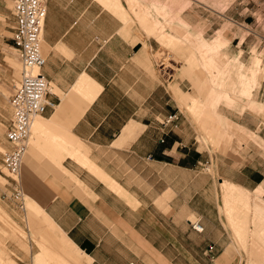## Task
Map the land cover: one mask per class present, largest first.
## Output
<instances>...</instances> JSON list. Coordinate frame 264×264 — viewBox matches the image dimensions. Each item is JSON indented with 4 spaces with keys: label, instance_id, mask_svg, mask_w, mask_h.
I'll return each instance as SVG.
<instances>
[{
    "label": "crops",
    "instance_id": "0c3cea01",
    "mask_svg": "<svg viewBox=\"0 0 264 264\" xmlns=\"http://www.w3.org/2000/svg\"><path fill=\"white\" fill-rule=\"evenodd\" d=\"M156 1L162 8L134 9L141 23L128 32L129 6L139 0H49L41 72L57 107L44 116L49 141L31 148L36 166L26 165L20 187L85 256L81 264H239L229 251L225 207L233 211L231 223L246 251L249 208L264 240V76L258 91L249 92L255 58L264 69V26L253 15L242 19L228 10L216 24L195 27L192 12L184 15L188 33L210 41L187 51L185 73L209 80L215 91L231 65L239 70L218 90L228 101L218 104L222 122L209 126L203 114L209 110L196 111V120L207 124L204 139L219 145L215 153L209 146L200 150L189 114L199 104L193 97L206 91L182 74L161 73L156 61L161 46L187 48L167 27L166 14L157 12L178 14L181 1ZM145 24L150 34L142 32ZM221 39L224 71L217 64ZM176 114L178 120L166 125ZM223 197L232 200L224 204ZM239 209L247 213L237 215ZM194 219L203 233L193 230ZM259 248L252 261L264 256Z\"/></svg>",
    "mask_w": 264,
    "mask_h": 264
},
{
    "label": "rangeland",
    "instance_id": "374dc122",
    "mask_svg": "<svg viewBox=\"0 0 264 264\" xmlns=\"http://www.w3.org/2000/svg\"><path fill=\"white\" fill-rule=\"evenodd\" d=\"M180 1L181 2L178 5V14L175 15H170L168 14L169 12L165 10L157 11L155 9L157 12L166 14L165 19L168 20V23L166 24L167 27L171 29L169 30L174 33V36L181 38V47H187L186 50L177 51L174 46H161L162 50L160 54H157L156 56L158 70L163 74L168 73L169 71H171V73L176 76L178 74H182V78L186 77L192 82L194 89L199 88L206 91V95L203 98L193 97L197 99L196 101H198L199 104L191 108L192 111L189 116L196 132V138L199 142L200 150L209 146L212 147L213 153H215L218 150L219 145H215L211 143L210 140L204 139L206 137L203 135L201 127L204 129V126L207 127L208 123H210L209 126H212V123H215L213 124L215 126L218 124V122L223 121L224 118L222 117V114H218L217 108L218 104L225 103L228 105V101L227 98L217 96L218 90L222 92L224 88H227L228 79L232 78V74L235 72V70L237 73L239 70L230 64V75L227 73L219 77V81L222 83V86H220L215 91L209 89V86H207L209 80L205 79L204 81H201L199 78L197 81L193 75L185 73V71L188 69V62L186 60V57L188 56L187 51L200 48L210 41H206L202 38L203 33H188L190 23L188 24V22L185 21L186 19L184 15L192 12V22L195 27L197 25L201 26V24H216L218 20L220 21L218 16H221L228 10L227 14H235L237 16H241L242 19L253 15L257 19L258 24L264 26V0ZM143 4L144 7L148 4H155L156 7L158 6L157 8H162L160 3H158L156 0H139L137 7H131L128 5L133 18L130 16L126 22L122 20L124 23L131 25V28L128 32H132V30L136 28L137 24L140 25L141 22L139 16L134 13V9L137 8L140 12L146 10L147 8H143ZM12 6L13 0H0V217L2 218H0V264H35V257H37L39 253L42 254L40 255L42 261L39 262L41 264H81L86 260L84 258L85 256L81 254L76 246L75 250L70 246L68 243V238L64 234H60V230L54 223L48 221L49 219L46 217L45 213H38L35 211L33 215L37 214V216H32L30 205H33L34 203H32L26 196L21 202L15 200V183L13 182V177L3 166L2 153L8 148L5 134L7 128L11 124L12 119L10 98L14 92L15 86L21 79V65L17 56V52L13 49L12 42V28L14 26L11 13ZM208 16L209 21L204 22ZM158 17L162 18L160 15ZM183 20L185 22H182ZM202 21L204 23H202ZM224 23L226 24L225 26L230 24L226 20ZM194 30L196 29L194 28ZM224 45L225 43L221 39L218 47L217 57V64L220 71H224L223 66H225L220 64V52ZM262 56L264 57V52L262 53ZM260 64V59L255 58L253 69L257 73L256 76L252 77L249 81L250 94L253 91H258L260 87L258 78L259 76H264V69H260ZM240 68L241 72H245L243 66ZM228 75L230 77H228ZM223 81L225 86H223ZM177 98L178 102L182 101L185 103V96L177 95ZM215 98L219 101L216 104H213L212 102ZM202 107L209 110V112L203 113L208 120L207 124H200V122L196 120V111L198 108ZM41 117L42 118H38L36 120L44 121V116ZM43 128V130H32V134L30 136L31 140H29L28 152L23 162L21 171L22 175L25 173L26 165L33 166V168L36 166L34 165L35 161L33 160L30 150L31 148H37V145L33 144L32 139H34L36 144H38V142L44 141V144L46 145L49 141L51 131L45 126ZM56 146L57 145H55V147ZM41 148L42 146L40 144L38 149L41 150ZM28 156H30L29 164L26 162V157ZM209 171L213 173L212 167H209ZM250 199L254 202L255 196L252 194L251 198H248V201ZM223 200L225 204V201L232 200V198L223 197ZM262 203L264 204L263 196ZM254 205L255 202L253 203V206ZM249 206L250 205L248 203V207ZM34 207L37 208L38 206L34 205ZM37 209L41 211L39 207ZM244 211L247 213V210L244 209ZM224 214L227 220V228L230 230L232 237L229 251L232 252V254H236V256H238L239 264H262L264 262V256L260 262H256V259L253 261L251 259L255 257L254 251L257 246L262 247L259 248L260 253L264 252V240L262 239V236L257 235L254 220L255 212L253 207L249 208V212L246 215V218L249 222V250L247 251L243 248L238 239L239 233L236 229V225L231 223L233 219V211L226 209L225 207ZM261 220L262 224L260 229H264V219ZM193 221L195 222L196 220L194 219ZM247 253H249V255H247Z\"/></svg>",
    "mask_w": 264,
    "mask_h": 264
},
{
    "label": "built area",
    "instance_id": "2783aa9c",
    "mask_svg": "<svg viewBox=\"0 0 264 264\" xmlns=\"http://www.w3.org/2000/svg\"><path fill=\"white\" fill-rule=\"evenodd\" d=\"M48 2L13 0L11 10L12 42L21 65V79L10 98L12 119L5 134L8 148L2 153V162L13 177L14 198L19 202L25 196L20 187V174L29 148L31 124L36 117L45 116L49 109L57 107V102L51 98L55 96L51 85L41 72L45 64L42 43ZM177 120V114L169 116L166 125ZM192 228L198 233L204 232L200 221L192 222Z\"/></svg>",
    "mask_w": 264,
    "mask_h": 264
},
{
    "label": "bare ground",
    "instance_id": "6f19581e",
    "mask_svg": "<svg viewBox=\"0 0 264 264\" xmlns=\"http://www.w3.org/2000/svg\"><path fill=\"white\" fill-rule=\"evenodd\" d=\"M125 2H126V4L127 3H129V0H125ZM151 30H152V27L150 26V24H145L143 27H142V32L143 33H145V34H150L151 33ZM44 34V33H43ZM162 45H164L165 44V42H162L161 43ZM42 45H43V43H42ZM14 49V48H13ZM38 118H42V117H36L35 119H34V124H33V122H32V124H31V129H30V131H31V134H32V130H34V131H36V130H43L44 128V121H40V120H36V119H38ZM32 127H33V129H32ZM47 128V127H46ZM45 128V129H46ZM48 129V128H47ZM31 134H30V136H31ZM31 137H29V140H31L30 139ZM32 142H33V144L34 145H37L36 144V142L34 141V139H32ZM27 155V154H26ZM25 155V156H26ZM29 158H30V156H28V157H26V162L29 164ZM24 160H25V157H24ZM22 167H23V165H22ZM21 171H22V169H21ZM75 178V177H74ZM76 180V179H75ZM25 197V196H24ZM34 205L35 204H33V205H30V208H31V215L32 216H37V214H35V215H33V213H35V211H37L38 213H42L43 211L41 210H39V209H37V208H35L34 207ZM237 212V215H239V214H245V211L243 210V209H239V210H237L236 211ZM39 216H40V214H39ZM49 222H50V220H48ZM71 247H73V249L75 250L76 248H75V246H71Z\"/></svg>",
    "mask_w": 264,
    "mask_h": 264
}]
</instances>
